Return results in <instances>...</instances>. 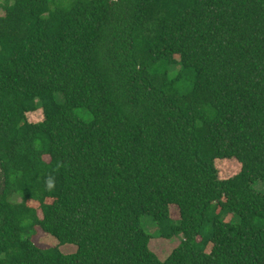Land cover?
<instances>
[{"label": "trees", "instance_id": "obj_1", "mask_svg": "<svg viewBox=\"0 0 264 264\" xmlns=\"http://www.w3.org/2000/svg\"><path fill=\"white\" fill-rule=\"evenodd\" d=\"M0 8V264H264V0Z\"/></svg>", "mask_w": 264, "mask_h": 264}, {"label": "rangeland", "instance_id": "obj_2", "mask_svg": "<svg viewBox=\"0 0 264 264\" xmlns=\"http://www.w3.org/2000/svg\"><path fill=\"white\" fill-rule=\"evenodd\" d=\"M3 14V10L0 8V15ZM28 120L30 122H38L43 119L42 110L38 109L34 112L27 114ZM216 166L219 171V176L221 177H229L234 175L238 172L240 165L235 160H218L216 162ZM256 188L264 193V185L259 183L256 185ZM151 222L147 218L143 220L144 228L145 230L150 233L151 235L155 236L157 234L156 230H153L149 227L148 223ZM179 239V237H175ZM173 239V240H167L163 239L161 237H154V241L152 244V250L160 257L165 258L168 253L178 244L179 240ZM53 243H51L52 245ZM75 247L72 245H65L61 247V250L65 253L73 252Z\"/></svg>", "mask_w": 264, "mask_h": 264}]
</instances>
